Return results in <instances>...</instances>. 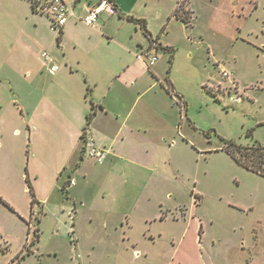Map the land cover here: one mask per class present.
I'll return each mask as SVG.
<instances>
[{"label":"rangeland","instance_id":"obj_1","mask_svg":"<svg viewBox=\"0 0 264 264\" xmlns=\"http://www.w3.org/2000/svg\"><path fill=\"white\" fill-rule=\"evenodd\" d=\"M190 2L196 17L189 24L174 20L166 33L155 20L147 28L174 50L170 79L182 97V115L196 128L185 122L183 136L176 128L168 133L171 180L166 188L158 183L159 199L121 210L114 195L95 190L91 204L75 199L73 217L67 213L72 203L63 214L54 203L48 209L31 206L24 175L27 143L22 135H10L5 119L0 264H17L27 250L18 264H264V177L237 164L222 141L264 145V0ZM29 3L0 0V101L8 116V80L16 86L26 70L41 67L42 51L55 59L58 53L56 44L43 49L41 41L56 35ZM223 68L229 78L222 76ZM36 183L40 192L48 189L45 179ZM53 196L56 202L61 191Z\"/></svg>","mask_w":264,"mask_h":264},{"label":"crops","instance_id":"obj_2","mask_svg":"<svg viewBox=\"0 0 264 264\" xmlns=\"http://www.w3.org/2000/svg\"><path fill=\"white\" fill-rule=\"evenodd\" d=\"M36 1L35 11L29 3L32 14L45 16L56 35L41 43L43 49L57 45L54 59L58 68L51 72L42 60L41 67L28 69L22 79L17 78L16 86L8 80L12 86L11 116L0 101V125L9 119L10 135H22L26 140L24 175L31 183L35 204L48 209L54 203L63 214L72 203L73 211L67 213L76 214L75 199L83 197L84 203L91 204L99 191L114 195L116 205L123 206L121 210L141 201L156 203L158 183L166 188L171 180L172 147L165 144L168 133L175 128L180 133L185 122L187 126L193 122L182 115V97L170 79L174 60L170 61L166 47L172 46L154 39L148 30L155 41L151 42L141 26L126 16L143 18L146 28L157 21L167 33L171 22L181 21L174 15L180 0L158 8H153L150 0H112L116 13L103 11L93 27L80 19L101 0H66L74 16L58 31L38 9L40 0ZM185 3L183 8L190 12L192 22L196 16L191 2ZM141 51L145 55L138 58ZM158 51L165 57L161 59ZM171 53L174 59V50ZM153 55L157 60L148 66V57ZM89 113L92 116L87 121ZM88 135L98 148L107 151L101 161L85 152L83 136ZM39 179H45L46 191L37 189ZM57 190L62 196L54 202Z\"/></svg>","mask_w":264,"mask_h":264},{"label":"built area","instance_id":"obj_3","mask_svg":"<svg viewBox=\"0 0 264 264\" xmlns=\"http://www.w3.org/2000/svg\"><path fill=\"white\" fill-rule=\"evenodd\" d=\"M38 9L49 17L52 27L57 31L60 30L71 17L74 16V10L67 4L66 0H40L38 1ZM103 11L112 14L116 13L117 10L111 0H101L98 4L88 8L80 20L87 26L93 27L97 23ZM144 55L145 52L141 51L137 54V57L142 58ZM40 56L43 59L44 64L49 67L51 72H55L57 70L58 66L52 55H50L47 51H42ZM156 60L157 56H149L147 65L149 66L154 64ZM221 73L223 77L229 78V73L224 68L221 69ZM83 142L85 152L89 157L94 158L97 161H101L104 158L107 151L102 148H98L91 136H83ZM69 182L73 185L74 179H71Z\"/></svg>","mask_w":264,"mask_h":264},{"label":"trees","instance_id":"obj_4","mask_svg":"<svg viewBox=\"0 0 264 264\" xmlns=\"http://www.w3.org/2000/svg\"><path fill=\"white\" fill-rule=\"evenodd\" d=\"M112 1V0H111ZM31 3V8L35 11L37 10V1L36 0H29ZM113 2V1H112ZM116 6V5H114ZM189 11L185 10L183 8V0L179 1V4L175 8L174 15L179 18L181 21H183L185 24H189ZM126 18L132 22L138 23L141 26V29L143 33L147 36V38L151 42H155L153 38H151V34L146 28V23L143 18H135L131 15H127ZM167 50L170 51V61H172V48H167ZM92 116V113H89L87 116V121H90V118ZM222 141L224 142L223 149L225 152L241 167L245 168L246 170H249L251 172H254L260 176L264 177V145L260 142H254L252 145L244 146L242 144L236 143L234 140H225L222 138ZM26 184L28 186L29 192L31 193L32 199H31V206L36 203L34 198L33 189L31 186V183L26 175ZM4 204L11 210L13 208L9 206L7 203L2 200ZM32 214V212H31ZM39 228L36 227L35 233L37 237H39ZM29 251L27 250L25 253L21 254L18 257L17 264L19 263L20 259H22L25 254H27Z\"/></svg>","mask_w":264,"mask_h":264}]
</instances>
